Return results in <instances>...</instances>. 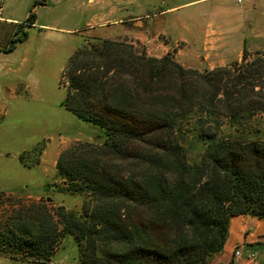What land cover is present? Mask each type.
<instances>
[{
  "label": "trees",
  "instance_id": "16d2710c",
  "mask_svg": "<svg viewBox=\"0 0 264 264\" xmlns=\"http://www.w3.org/2000/svg\"><path fill=\"white\" fill-rule=\"evenodd\" d=\"M65 74L62 107L100 141L61 153L58 169L88 200L0 219V254L50 263L67 234L80 264H208L233 217L264 220V54L203 71L94 38Z\"/></svg>",
  "mask_w": 264,
  "mask_h": 264
},
{
  "label": "crops",
  "instance_id": "0c3cea01",
  "mask_svg": "<svg viewBox=\"0 0 264 264\" xmlns=\"http://www.w3.org/2000/svg\"><path fill=\"white\" fill-rule=\"evenodd\" d=\"M31 12L36 20L24 26ZM86 30L98 38L142 45L141 52L149 57L176 51L178 57L197 60L194 68L204 64L203 71L213 70L239 60L245 49L264 52V0H243L242 4L237 0H0V74L13 71L14 57L21 65L27 62V41L9 51L11 41L24 32L30 38L43 35L58 41L64 35L76 37L73 49L69 48L75 52L83 45L80 34ZM16 155L0 154V191L16 194L24 188V168ZM262 242L263 219L235 216L224 250L208 264H264ZM59 253L50 263L0 254V264H71L58 260Z\"/></svg>",
  "mask_w": 264,
  "mask_h": 264
},
{
  "label": "rangeland",
  "instance_id": "374dc122",
  "mask_svg": "<svg viewBox=\"0 0 264 264\" xmlns=\"http://www.w3.org/2000/svg\"><path fill=\"white\" fill-rule=\"evenodd\" d=\"M26 34L21 43L27 41V62L21 65L19 59L14 57L10 64L13 71L6 76L0 74V154L17 153L16 157L24 168L21 175L24 188L16 194L0 191V219L3 223L17 215L32 216L40 209L48 214L59 207H64L68 212H81L88 197L68 192L69 183L59 174V157L78 144L100 141L95 127L78 120L61 105L68 88L65 67L74 53L69 52V48L73 49L77 38L64 35L58 41L57 38L43 35L30 38ZM94 38L98 37L90 30L80 34L83 44L85 40ZM135 47L143 51L142 45ZM256 52L261 51L250 53ZM170 55L181 65H198L197 60L178 57L176 51ZM242 57L229 64L242 61ZM203 67L204 64H200L198 70ZM254 123L263 126L264 118L257 117ZM197 156V150L191 151L189 159L194 161ZM260 246L264 248V242ZM78 248L74 237L62 234L57 259L71 264L78 260L80 264Z\"/></svg>",
  "mask_w": 264,
  "mask_h": 264
},
{
  "label": "built area",
  "instance_id": "2783aa9c",
  "mask_svg": "<svg viewBox=\"0 0 264 264\" xmlns=\"http://www.w3.org/2000/svg\"><path fill=\"white\" fill-rule=\"evenodd\" d=\"M237 2L239 3V4H242L243 3V0H237ZM24 26H26V23L24 24ZM235 255H236V257H238V256H240V252H235ZM254 254H251L250 255V259H254Z\"/></svg>",
  "mask_w": 264,
  "mask_h": 264
}]
</instances>
